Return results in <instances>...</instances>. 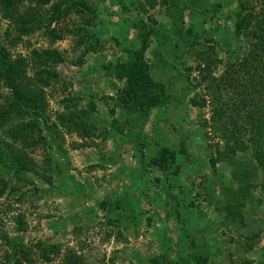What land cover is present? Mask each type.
I'll use <instances>...</instances> for the list:
<instances>
[{
  "label": "rangeland",
  "instance_id": "obj_1",
  "mask_svg": "<svg viewBox=\"0 0 264 264\" xmlns=\"http://www.w3.org/2000/svg\"><path fill=\"white\" fill-rule=\"evenodd\" d=\"M2 1L0 45L45 122L27 153L34 171L6 176L0 264H67L66 255L81 264H198L196 256L203 264H264V137L235 132L229 114L213 120L210 106L225 63L255 41L238 28L240 17L251 8L263 18L264 0H121L152 30L143 60L170 96L143 117L141 147L109 101L124 81L108 69L132 58L136 40L124 18L137 11L115 0H81L97 17L74 0H14L6 9ZM202 56L215 60L207 78ZM10 95L0 81V113H9L0 137L30 120L7 108ZM66 98L75 104L65 108ZM67 111L93 119L90 136L66 130L57 116ZM162 147L173 156L169 173L148 163Z\"/></svg>",
  "mask_w": 264,
  "mask_h": 264
},
{
  "label": "trees",
  "instance_id": "obj_2",
  "mask_svg": "<svg viewBox=\"0 0 264 264\" xmlns=\"http://www.w3.org/2000/svg\"><path fill=\"white\" fill-rule=\"evenodd\" d=\"M115 1L124 11H137L134 19L124 18L131 29L134 30L136 46L127 48V52L132 55V58L123 63H114L108 68L124 81V84L117 88L113 96H110L109 101L112 106L123 109L124 113L121 116H123L122 120L128 129V137L131 138L133 145L141 147L144 144L140 133L143 117L149 114L151 108L165 106L170 100V96L161 82L152 79L149 69L143 60V52L147 47L148 38L152 30L147 28L142 18L138 16L139 10L137 8L133 6L132 8L126 7V4L121 0ZM13 3L14 0L2 1L5 9L6 7L12 8ZM71 4H82L92 16H99V11L96 10L93 4L87 5L81 0H74ZM259 15H264V7L259 10ZM258 18V15H252L251 8L247 14H242L240 17L237 24L238 28H243V33L255 39L250 44L252 49L250 50L249 48L245 57H235L233 61L225 63L223 73L215 78V82H212V86H216L217 93L211 92L210 94L213 120L218 121L222 119L223 114L227 116L229 114V121L232 122L235 132H247L253 141L264 137V17L259 18L260 20H257ZM251 19H253V25H251ZM120 30L124 33L123 25ZM113 40L115 43L120 42L118 36L114 37ZM45 53H48V51H45ZM200 61H204V68H201L200 76L207 78V75L213 69L215 60L210 56H202ZM0 81L11 93V102L7 104V108L13 111L16 107V111H25L30 116V120L14 123L13 125L10 124L6 128L5 133H3L5 137H0L1 195L6 187V176L8 173L18 175L23 170L34 171V166L27 153L31 147L36 146L43 139L35 131L38 129L40 121L45 122V116L43 115V106L38 107L36 94L27 88L26 84L20 79L18 62L10 60L1 45ZM40 82L46 83L47 79L45 78L43 81L40 79ZM37 90L41 93L40 89ZM223 92H229L231 99L228 96L222 99ZM64 101L66 102L65 108L75 104V101L70 98H66ZM193 103L201 106L204 101L201 99ZM7 113L8 111L0 113L1 123L7 122L6 119L9 115ZM57 118L62 120L61 122L67 131H73L79 137L90 136V131L94 127L93 119L80 111L78 113L76 111H67L66 115L59 114ZM134 126L138 130H136L135 134H132L131 129ZM84 144L85 142H81V145ZM259 155L263 157L262 161H264V153H259ZM172 157L169 151L162 147L157 150L155 156L149 159L148 163L158 165V167L168 171V158L171 159ZM16 223L18 230L24 228L19 216L16 218ZM20 245L17 244L19 248L16 249L22 253L23 247L21 248ZM66 258L68 260L67 264H81L77 256L66 255ZM195 259L198 264H203L205 261L201 256H196ZM247 263L248 261L244 259L241 262V264Z\"/></svg>",
  "mask_w": 264,
  "mask_h": 264
},
{
  "label": "crops",
  "instance_id": "obj_3",
  "mask_svg": "<svg viewBox=\"0 0 264 264\" xmlns=\"http://www.w3.org/2000/svg\"><path fill=\"white\" fill-rule=\"evenodd\" d=\"M120 119H121L120 121H122V122H123V120H122V117H121V116H120Z\"/></svg>",
  "mask_w": 264,
  "mask_h": 264
}]
</instances>
